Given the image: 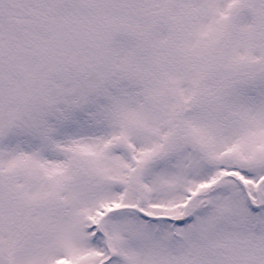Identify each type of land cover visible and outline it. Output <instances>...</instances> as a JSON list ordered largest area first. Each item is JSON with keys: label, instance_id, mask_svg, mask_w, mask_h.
I'll list each match as a JSON object with an SVG mask.
<instances>
[{"label": "snow or ice", "instance_id": "1", "mask_svg": "<svg viewBox=\"0 0 264 264\" xmlns=\"http://www.w3.org/2000/svg\"><path fill=\"white\" fill-rule=\"evenodd\" d=\"M0 264H264V0H0Z\"/></svg>", "mask_w": 264, "mask_h": 264}]
</instances>
